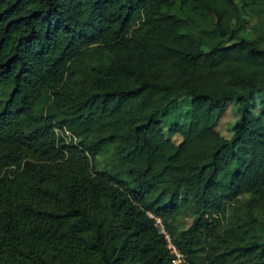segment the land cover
<instances>
[{
  "label": "trees",
  "instance_id": "trees-1",
  "mask_svg": "<svg viewBox=\"0 0 264 264\" xmlns=\"http://www.w3.org/2000/svg\"><path fill=\"white\" fill-rule=\"evenodd\" d=\"M172 1L0 0V264H173L155 218L188 264H264V238L240 242L223 220L249 193L264 226L252 214L264 216V108L251 112L264 48L201 49ZM178 1L237 33L222 24L232 0ZM182 94L191 113L174 144L157 116ZM231 99L226 139L215 126ZM106 154L124 172L97 171ZM186 212L188 228L168 227Z\"/></svg>",
  "mask_w": 264,
  "mask_h": 264
},
{
  "label": "rangeland",
  "instance_id": "rangeland-1",
  "mask_svg": "<svg viewBox=\"0 0 264 264\" xmlns=\"http://www.w3.org/2000/svg\"><path fill=\"white\" fill-rule=\"evenodd\" d=\"M235 11L229 10L232 7L227 2L221 4L226 9L223 14L222 24L227 28H235V35H220L215 31L216 17L213 12L205 10L202 7L194 6L192 9L184 11L178 0L171 2L170 13L174 14L182 23L183 30L190 34L196 35L201 44V49L208 50L217 42L230 44L240 39L255 40L264 48V0H232ZM255 107L251 110L252 114L257 117L264 108L263 91L259 90L255 95ZM191 103L190 96L182 94L177 101L165 110H162L157 119L164 136L178 144L181 141V133L185 130L190 119ZM239 117V106L236 99L229 100L223 112L219 116L215 130L226 139L233 136L232 126ZM231 166L224 175V181L228 179ZM97 171H108L110 173H122L123 168L117 159L111 154L98 155L95 162ZM124 176H126L124 174ZM251 195L249 193L241 194L238 202H229L226 205L224 228L230 231L229 234L240 242H247L253 237L264 238V226L259 223L249 221V207L246 203ZM253 216L258 221H263L264 216L258 209L253 210ZM196 215L192 212H186L169 220L168 227L180 231L188 228L195 220ZM155 218V224L161 233L167 236V241L172 243V236L169 229L161 223V220ZM251 222V227H249ZM249 223V224H248ZM248 224V225H246Z\"/></svg>",
  "mask_w": 264,
  "mask_h": 264
},
{
  "label": "built area",
  "instance_id": "built-area-1",
  "mask_svg": "<svg viewBox=\"0 0 264 264\" xmlns=\"http://www.w3.org/2000/svg\"><path fill=\"white\" fill-rule=\"evenodd\" d=\"M159 220V219H157ZM164 234V233H162ZM166 241H167V236L164 234ZM167 248L169 249L170 253L174 256L172 259L173 264H188L187 261L184 259V256L179 252V250L173 245V243H169L167 241Z\"/></svg>",
  "mask_w": 264,
  "mask_h": 264
}]
</instances>
